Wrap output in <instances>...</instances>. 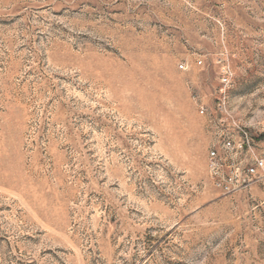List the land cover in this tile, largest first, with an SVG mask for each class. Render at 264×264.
I'll list each match as a JSON object with an SVG mask.
<instances>
[{
  "label": "rangeland",
  "instance_id": "rangeland-1",
  "mask_svg": "<svg viewBox=\"0 0 264 264\" xmlns=\"http://www.w3.org/2000/svg\"><path fill=\"white\" fill-rule=\"evenodd\" d=\"M223 75L264 156V0H0V264H264V180L207 171Z\"/></svg>",
  "mask_w": 264,
  "mask_h": 264
},
{
  "label": "built area",
  "instance_id": "built-area-1",
  "mask_svg": "<svg viewBox=\"0 0 264 264\" xmlns=\"http://www.w3.org/2000/svg\"><path fill=\"white\" fill-rule=\"evenodd\" d=\"M196 65L201 66L202 60H198ZM178 68L185 71L187 66L180 64ZM220 80L223 87L216 99V110L221 116L216 121L226 125V128L222 131L220 142L207 153V171L218 190L223 194H233L264 180V156L250 157L253 153L248 135L232 121L226 110V90L230 88V78L223 75ZM196 104L200 115L207 114L203 104L198 101Z\"/></svg>",
  "mask_w": 264,
  "mask_h": 264
}]
</instances>
